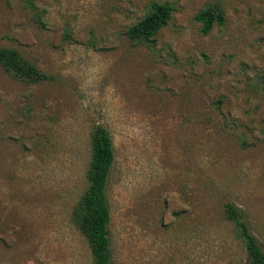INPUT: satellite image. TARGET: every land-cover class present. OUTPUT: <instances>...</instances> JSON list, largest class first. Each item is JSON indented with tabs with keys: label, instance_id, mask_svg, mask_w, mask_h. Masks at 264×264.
Segmentation results:
<instances>
[{
	"label": "rangeland",
	"instance_id": "rangeland-1",
	"mask_svg": "<svg viewBox=\"0 0 264 264\" xmlns=\"http://www.w3.org/2000/svg\"><path fill=\"white\" fill-rule=\"evenodd\" d=\"M0 0V48L49 80L0 66V264H93L72 220L90 133L110 132L112 264H249L233 204L264 251V0ZM172 7L150 41L127 37ZM219 4L207 34L198 11Z\"/></svg>",
	"mask_w": 264,
	"mask_h": 264
},
{
	"label": "trees",
	"instance_id": "trees-1",
	"mask_svg": "<svg viewBox=\"0 0 264 264\" xmlns=\"http://www.w3.org/2000/svg\"><path fill=\"white\" fill-rule=\"evenodd\" d=\"M23 2L32 12L34 23L39 27L45 26L42 13L38 11L34 1ZM172 11V7L167 4H153L148 14L128 28L127 37L137 42L152 40L167 26ZM195 19L202 25V32L207 34L214 26L225 22V14L219 4H211L198 11ZM0 66L17 81L38 84L49 80L34 63L14 48H0ZM114 161L110 132L103 125L97 124L90 133V160L85 172L87 186L72 212L74 224L87 240L93 264H112L107 186ZM223 212L225 219L234 225L249 264H264V251L250 232L243 213L230 203L224 206Z\"/></svg>",
	"mask_w": 264,
	"mask_h": 264
}]
</instances>
